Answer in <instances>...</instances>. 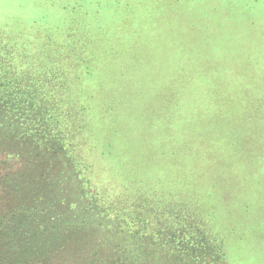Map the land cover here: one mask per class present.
Instances as JSON below:
<instances>
[{
    "label": "rangeland",
    "instance_id": "1",
    "mask_svg": "<svg viewBox=\"0 0 264 264\" xmlns=\"http://www.w3.org/2000/svg\"><path fill=\"white\" fill-rule=\"evenodd\" d=\"M40 107L51 135L24 136ZM0 123L9 216L79 198L64 167L170 235L140 260L129 232L113 253L77 232L39 264H264V0H0Z\"/></svg>",
    "mask_w": 264,
    "mask_h": 264
},
{
    "label": "trees",
    "instance_id": "2",
    "mask_svg": "<svg viewBox=\"0 0 264 264\" xmlns=\"http://www.w3.org/2000/svg\"><path fill=\"white\" fill-rule=\"evenodd\" d=\"M249 101L250 97H244V99L242 100L234 98L233 105H235L236 102L241 105L248 104ZM25 102L28 107L29 100H23V103ZM39 111V115L38 113H36V115H38L39 117L34 119L33 122L35 123L41 121L42 125H45L44 116H46L47 111L44 107H40ZM7 112H11L10 109ZM31 117L32 115H27L25 120H30ZM3 125L4 124L0 123V126ZM15 125L18 124L15 123ZM47 127V124L41 128L32 126L24 136H31L32 133L41 139L44 134L50 136L51 130H47ZM134 166L137 168V165ZM135 167L134 170L136 171ZM145 170L148 172V167H146ZM57 172L59 173L60 178L63 179L64 177L62 188H64L65 185L68 189L72 191V195L76 192L75 196L79 195V198H72L73 201H69L68 206L65 203V200L60 199V203L62 205L67 206L65 210L61 213L53 212L52 215L46 216L43 220L36 217V215H40L42 211H44L46 215L49 214V212H46V209H41L39 210V213L35 212L36 214L19 213L18 215L13 210L14 214L12 216H9V214L7 213L12 211V209L8 210L9 204H6V201L3 197L4 186L0 185V264H39V262L44 263V260L39 261L37 259V256L39 255L41 250L43 253H48V256H50L51 251L53 249L61 246L65 239L68 240L74 237L77 232H83L81 236L86 235V237H89V239L100 240V243L104 242L106 246V253H113L117 251L126 252L125 248H122L120 250L118 242L122 239H126L122 235V232H124L126 235L129 232L131 234H128V238L135 239L134 243H130V245L136 246V241L141 240L137 241L138 246L136 251V257L140 260L153 259L151 257V252L157 251V247L154 246L160 244H170V235H168L167 232L161 233L162 229H155V225L158 224L155 221V218L149 221L148 219H144L146 217H142V213L140 212H133L132 214H128L126 216L124 213H121L118 209H111V205L104 207L102 197H100L95 191L92 192L86 190V186L81 187V181L76 178L75 174L71 170H67L62 167L61 169H59V171L57 170ZM141 177H143V175H141ZM51 179H54V177ZM139 182V180H135L133 183L134 186L132 187V189H134L136 195L138 194V196L140 195V190H138L136 186H138ZM61 183L62 181H60L58 184ZM79 188L80 191H78ZM84 196L87 197V212L84 211L86 213L82 216H75L76 212L74 208L77 207V203L75 202V200L83 201ZM21 208H24V211L28 212H31L32 209H34L33 206H21ZM16 215L17 217H21L23 220H18V218L15 220L14 217ZM179 217L180 216H174L173 218L179 219ZM182 221L183 223L181 224V226L183 227L185 226L184 219H182ZM32 223L38 224L39 229L30 230L29 228ZM4 224H6L7 226H4ZM11 226H13L10 231L11 237L7 238L2 229H6V227L10 229ZM59 226L64 227V229H61ZM175 231L184 235V238L186 237L190 239V241H187L181 246L179 243L182 242L179 241L178 237H175V241L178 242V247L181 246V249H184L186 246L187 248V250H182V252H196L202 247L200 241H194V239H202L201 235L196 234V232L193 233L189 231L188 233H186L187 229L184 227ZM20 234L23 237L21 240L18 239V236ZM37 237L39 238L36 239ZM163 237L165 239H163ZM159 250L161 251L160 253H166L163 248H160ZM30 251H32L35 256L28 255ZM97 252L99 251L97 250L95 253L97 254ZM122 261L123 264H131L133 262V258L127 259L123 256Z\"/></svg>",
    "mask_w": 264,
    "mask_h": 264
}]
</instances>
